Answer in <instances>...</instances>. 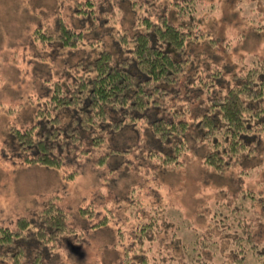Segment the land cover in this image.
<instances>
[{"label":"trees","instance_id":"trees-1","mask_svg":"<svg viewBox=\"0 0 264 264\" xmlns=\"http://www.w3.org/2000/svg\"><path fill=\"white\" fill-rule=\"evenodd\" d=\"M247 2L260 9L243 16ZM4 9L0 60L14 73L0 67V94L10 93L0 114L16 119L4 123L3 159L65 182L89 164L114 195L92 192L75 213L63 192L44 195L31 216L0 222L1 263L77 264V248L106 233L102 264H264V181L247 182L264 171V0H11ZM4 17L19 23L11 33ZM18 75L22 90L11 86ZM196 160L236 176L232 190L201 202L199 222L185 221L158 182L113 190L128 174Z\"/></svg>","mask_w":264,"mask_h":264},{"label":"rangeland","instance_id":"rangeland-1","mask_svg":"<svg viewBox=\"0 0 264 264\" xmlns=\"http://www.w3.org/2000/svg\"><path fill=\"white\" fill-rule=\"evenodd\" d=\"M0 6L2 12L5 11L4 6L10 7L11 0H0ZM243 6V16L246 15V11L249 10L247 8L257 9L253 3L249 2ZM259 9L260 8L257 10ZM9 19L10 18L4 17L1 24L6 28L8 33H11L15 20L12 21L13 19ZM15 24L19 23L15 21ZM24 29L25 28H22L21 31H24ZM221 29L222 32L225 31L224 27ZM0 42L3 41L0 39ZM249 45L251 47L252 44L250 43ZM21 59L17 65L18 68L27 65L26 61ZM10 65V62L0 60V67H2L3 73L9 78L11 74L14 73V70ZM20 79L21 78L18 75L16 83L11 84V86L17 90H22L25 83L23 80L21 82ZM3 91L4 90L1 92ZM0 95L6 101V97L7 95H10V93H2ZM12 119L16 118L0 114V222H8V219L16 218L18 215H23L25 217L31 216L41 205L43 196L51 192H63L67 207H69L74 213L77 208L76 206L80 203L87 202L89 194L92 192L114 195L108 190L110 188V185L108 184L109 181L104 183L98 179V174L95 172L96 170H93L94 167L89 164H83L81 169H79L80 174L76 175L72 181L65 182L59 177L58 173L50 169L39 166H25L24 168L18 164H13L10 161L4 160L2 148L5 147V142H9L4 130V123L11 121ZM125 137L126 136L123 135L121 138L124 140L126 139ZM127 141L128 139L124 140V142ZM197 161L198 160L191 161L185 165V169L176 170L174 172L155 175L156 171L153 170L149 174L147 173V175L141 174L140 177L128 174V177L124 182L125 184L123 185L122 180H119L117 185L114 184L115 186L113 190L117 191L123 189V187L131 184L133 181H136L135 184L143 182L144 185L147 183L150 184L152 181H155V184L158 182L161 185L162 190L165 192L168 202L173 203L174 206L177 205L181 209L184 219L193 217L192 219L195 222H199V220L203 219V216L197 213L198 206L201 202H203V200L210 201V199L215 197L216 192L220 191V186H226L228 189L232 190L235 186L234 180L236 176L234 171H231L229 174H223L220 177L206 173ZM247 179V182L251 187L252 185L255 186V182L261 180L264 181V171L261 170L256 173L254 171V173H251ZM112 186L113 185H111V187ZM216 189L217 191H215ZM200 199L202 200L200 201ZM189 221L190 219H188L187 222ZM262 229V226L257 227V231H261ZM105 235L106 233H98L97 235L92 234L88 238L86 244H82L77 248L76 252L78 255L75 256V258H72L73 262L76 260L77 264H82V260H84L85 263L88 264H102V255L98 256L100 254L98 253V250H100V246L107 243L109 239V236L107 239ZM0 264L4 263L0 262Z\"/></svg>","mask_w":264,"mask_h":264}]
</instances>
